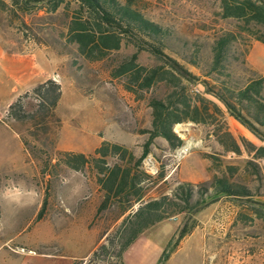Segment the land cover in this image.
Here are the masks:
<instances>
[{
  "label": "rangeland",
  "instance_id": "1",
  "mask_svg": "<svg viewBox=\"0 0 264 264\" xmlns=\"http://www.w3.org/2000/svg\"><path fill=\"white\" fill-rule=\"evenodd\" d=\"M0 1L11 5V0ZM140 6L148 19L200 48V68L179 61L200 78L195 84L184 83L190 95H203L223 109L205 93L201 80L210 79L201 74L210 60L213 40L223 32L241 30L243 23L222 18L221 0H141ZM45 7L46 3L30 5L27 11L16 9L15 13L0 7V32L9 50L16 59H28L32 64L23 80L15 76L0 82V264H199L197 245L186 243L171 255L170 235L158 227L151 228L140 243L138 236L119 258L120 224L137 205L121 217L117 204L97 213L102 192L96 171L89 165L74 171L59 162L60 152L90 158L102 141L121 145L139 157L148 138L143 130L150 128L152 119L148 99L163 96L166 90L159 84L138 96L127 92L123 86L127 79L113 78L111 72L135 48L123 43L102 60H87L66 34L78 5L66 0L55 12ZM232 46L239 58L233 63V73L240 84L252 78V73L264 75L263 44L243 33ZM137 63L146 68L161 64L148 52H140ZM44 78V83L52 81L61 88L54 109L40 105L32 93ZM18 99L23 119L15 121L7 109ZM223 111V127L190 121L175 125L174 131L184 140L175 151L164 139H155L152 153L141 165L152 176L145 200L168 194L182 182L206 183L208 187L215 177L245 186L256 196L264 195V160L255 159L242 141L256 147H264V142ZM217 128L231 134L240 147L239 155L225 151L214 135ZM22 138L33 155L25 151ZM188 143L189 150L181 154ZM243 161L257 164L259 173ZM227 166L236 167L232 176ZM159 172L164 179L157 177ZM45 197L43 217L38 220ZM250 198L239 200L247 210ZM185 222L191 221L181 214L156 224L179 228ZM109 239L114 244L107 247ZM102 245L104 250L99 249Z\"/></svg>",
  "mask_w": 264,
  "mask_h": 264
},
{
  "label": "trees",
  "instance_id": "2",
  "mask_svg": "<svg viewBox=\"0 0 264 264\" xmlns=\"http://www.w3.org/2000/svg\"><path fill=\"white\" fill-rule=\"evenodd\" d=\"M65 1L11 0L10 6L0 1V7L15 13L16 9L25 12L30 5L46 3L45 9L55 12ZM71 1L78 8L67 24V39L68 42L76 44L78 52L84 58L99 61L110 51L119 50L123 43L131 44L136 51L119 62L113 68L111 76L125 77L127 80L123 85L124 89L137 96L141 91L150 90L159 84L166 90L163 96L152 95L148 99L152 119L150 128L143 130L148 138L139 157L136 158L123 146L107 141H102L90 158L82 153L58 154L59 162L71 170L81 171L89 165L96 171V181L102 192L97 213L100 214L109 205L117 204L121 206V217L137 205L120 224L119 228L123 232L119 244V258L141 233L156 223L181 214L191 221L177 229L173 249L196 226L195 215L218 197L256 196L245 186L235 184L227 178L215 177L208 187L206 183L182 182L168 194L145 200L146 186L152 176L142 170L141 165L147 155L152 153L151 145L155 144L156 138L164 139L172 151L183 146L184 140L174 131L177 124L190 121L210 126L219 124L223 127V109L264 142V75L252 73V78L245 84H240L233 73V63L239 61V58L232 46L243 33L264 45V0H221L222 18L243 23L239 26L241 30L223 32L213 40L210 44V60L206 62L201 74L210 79L201 80L205 93L214 97L223 109L203 95H190L188 86L184 83L195 84L200 80L184 65L201 67L203 58L200 48L177 38L170 29L148 19L142 12L141 0ZM140 52H148L161 64L151 68L140 66L137 63ZM32 93L39 98L40 105L46 106L48 110L54 109L61 98L60 86L52 81L38 85ZM20 103L21 99H18L7 109L9 117L15 121L23 119L19 114L20 111L23 113ZM220 129L217 128L214 132L217 141L226 152L239 155L240 147L237 142L229 132H219ZM21 141L25 151L33 155L28 143L23 138ZM242 143L255 159L264 160L263 146L256 147L246 140ZM109 159H114V162L110 163ZM243 162L252 165L255 173H259L257 164L252 161ZM227 171L232 176L236 167L227 166ZM157 177L164 179L162 172ZM45 203L46 197L37 214L38 220L43 217ZM107 241V247L113 246V240ZM105 248V245L99 247L100 250Z\"/></svg>",
  "mask_w": 264,
  "mask_h": 264
},
{
  "label": "crops",
  "instance_id": "3",
  "mask_svg": "<svg viewBox=\"0 0 264 264\" xmlns=\"http://www.w3.org/2000/svg\"><path fill=\"white\" fill-rule=\"evenodd\" d=\"M30 65L28 59L14 57L0 32V82L4 78L15 79V76L23 80ZM46 80L44 78L42 83ZM250 199L251 208L247 210L239 197H218L196 214L197 225L170 251L171 255L182 245L193 243L197 245L199 264H264V196ZM153 227L170 235L167 240L173 245L178 227L162 224L146 229L137 243L142 242Z\"/></svg>",
  "mask_w": 264,
  "mask_h": 264
},
{
  "label": "bare ground",
  "instance_id": "4",
  "mask_svg": "<svg viewBox=\"0 0 264 264\" xmlns=\"http://www.w3.org/2000/svg\"><path fill=\"white\" fill-rule=\"evenodd\" d=\"M191 143H188L187 145H185L182 149H181V154L185 153L186 151L189 150V147H190Z\"/></svg>",
  "mask_w": 264,
  "mask_h": 264
},
{
  "label": "built area",
  "instance_id": "5",
  "mask_svg": "<svg viewBox=\"0 0 264 264\" xmlns=\"http://www.w3.org/2000/svg\"><path fill=\"white\" fill-rule=\"evenodd\" d=\"M186 154V153H185Z\"/></svg>",
  "mask_w": 264,
  "mask_h": 264
}]
</instances>
